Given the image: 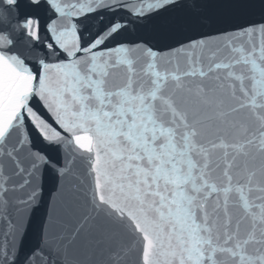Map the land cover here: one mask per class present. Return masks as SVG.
<instances>
[{"label":"snow or ice","instance_id":"6c2138e0","mask_svg":"<svg viewBox=\"0 0 264 264\" xmlns=\"http://www.w3.org/2000/svg\"><path fill=\"white\" fill-rule=\"evenodd\" d=\"M0 264H264V0H0Z\"/></svg>","mask_w":264,"mask_h":264}]
</instances>
